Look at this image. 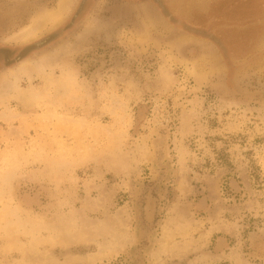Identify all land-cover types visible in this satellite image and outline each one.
<instances>
[{
  "label": "rangeland",
  "instance_id": "obj_1",
  "mask_svg": "<svg viewBox=\"0 0 264 264\" xmlns=\"http://www.w3.org/2000/svg\"><path fill=\"white\" fill-rule=\"evenodd\" d=\"M60 1L0 0V264H264V0H66L10 39Z\"/></svg>",
  "mask_w": 264,
  "mask_h": 264
},
{
  "label": "bare ground",
  "instance_id": "obj_2",
  "mask_svg": "<svg viewBox=\"0 0 264 264\" xmlns=\"http://www.w3.org/2000/svg\"><path fill=\"white\" fill-rule=\"evenodd\" d=\"M66 0H61L56 9L43 11L34 16L31 23L15 32L10 39L16 42H26L34 39L43 31L49 29L66 13ZM68 6V5H67ZM57 24V23H56Z\"/></svg>",
  "mask_w": 264,
  "mask_h": 264
},
{
  "label": "flooded vegetation",
  "instance_id": "obj_3",
  "mask_svg": "<svg viewBox=\"0 0 264 264\" xmlns=\"http://www.w3.org/2000/svg\"><path fill=\"white\" fill-rule=\"evenodd\" d=\"M0 33H1V29H0ZM1 37V36H0ZM1 39V38H0ZM17 56V55H16Z\"/></svg>",
  "mask_w": 264,
  "mask_h": 264
}]
</instances>
